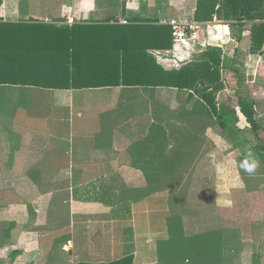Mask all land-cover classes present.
Masks as SVG:
<instances>
[{"label": "crops", "instance_id": "crops-1", "mask_svg": "<svg viewBox=\"0 0 264 264\" xmlns=\"http://www.w3.org/2000/svg\"><path fill=\"white\" fill-rule=\"evenodd\" d=\"M194 7L195 0H3L0 17L3 23L56 25L82 53L116 56L121 45L109 42L124 35L122 27L195 21ZM200 24L226 35L224 46H211L222 52L217 98L250 101L264 127V44L252 53L248 32L233 22ZM206 49H174L171 42L168 49L148 47L143 53L170 71ZM1 93L0 264H156V247H147L152 238L168 240L169 227L154 236L157 229L143 217L152 209L162 221L169 218L167 176L158 169L170 162L162 165L155 156L154 125L188 146L205 137L210 152L220 153L213 160L219 173L211 181L216 206L228 215L244 209L262 217L243 224V254L233 262L264 264V162L241 158L242 149L260 142L242 139L241 149L231 148L214 119L192 111L200 99L191 91L121 83L77 89L6 84ZM237 113L242 136L249 126ZM260 139L264 146V131ZM239 166L256 174L241 176ZM232 167L235 175L223 174ZM153 200L157 205L149 206ZM122 201L129 207L121 208Z\"/></svg>", "mask_w": 264, "mask_h": 264}, {"label": "trees", "instance_id": "trees-1", "mask_svg": "<svg viewBox=\"0 0 264 264\" xmlns=\"http://www.w3.org/2000/svg\"><path fill=\"white\" fill-rule=\"evenodd\" d=\"M2 2L0 0V10ZM193 18L198 23L214 20L233 22L241 31L248 32L249 50L252 53L260 50L264 44V0H195ZM1 20L0 17V86L77 89L118 86L121 83L124 86L152 88L153 91L156 88L191 91L200 99L192 111L205 120L214 119L235 147H240L243 142L238 110L254 140L260 142L242 149L241 158L264 162V146L260 139L264 127L256 121L254 105L243 98L228 104L216 96L221 87L220 48L208 47L198 59L179 69L164 71L143 52L148 47L170 48L171 28L168 26L132 24L122 27L124 35L109 42L114 46L121 45L118 49L121 55L118 51L113 56L82 53L74 47L70 35L56 25L3 23ZM129 32L130 36L127 34ZM89 64H96L98 69H88ZM205 141V137H201L199 155L195 152L188 164L177 162L182 159L174 155L170 164L160 169L167 173L170 221L173 217L184 226L185 232L192 234L198 233L199 228H205L202 233H208L207 226L213 227L209 233L221 231L224 224L233 219L231 214L216 206L211 181L217 170L213 160L220 159V156L211 153ZM177 153L181 156L189 154ZM246 171L239 166L241 176L256 174L251 170L250 173ZM192 198H198L199 203L193 204ZM126 260L131 263L132 257Z\"/></svg>", "mask_w": 264, "mask_h": 264}, {"label": "rangeland", "instance_id": "rangeland-1", "mask_svg": "<svg viewBox=\"0 0 264 264\" xmlns=\"http://www.w3.org/2000/svg\"><path fill=\"white\" fill-rule=\"evenodd\" d=\"M186 10H188V7H186ZM206 33H207V41H208V45L206 47H211L212 45L224 46L226 44L225 41L223 40L226 36L223 30L220 31L219 29H217L215 31L214 29L211 28L208 29L207 27ZM213 36H218V39L215 40ZM2 94L3 93H1L0 95ZM225 97L226 96L223 95V98L221 99L224 102L230 104L231 103L230 101L232 100L227 99ZM183 106L185 108V105ZM169 111H171V109ZM169 115H171L170 112ZM157 131L159 132L160 130L157 129V127L154 125L150 133L151 134L150 140L151 142L154 143L153 146H155V156L157 155L160 156L162 165L163 163L171 162V159L174 155H176L177 158L182 159L177 162L184 163V165H186L189 162H191L190 160L195 156V152L199 150V145L195 142L194 144H190L191 146H188V144H186L185 140L183 139L181 140H177V138L168 139L165 133H162L161 135ZM223 135L226 138V140L230 142L231 148H236L238 150L241 149L240 147H235V145L231 142V139L227 136V133ZM187 138L189 141H191V137H187ZM241 139H244L245 141L247 140L248 142L250 141L252 143H256V140H254V136L250 131H248L247 133L244 132V134L241 136ZM174 147H175V152H174ZM177 152H181V153L188 152L189 154L181 156ZM237 154L239 155V152ZM218 155H220L219 152ZM217 173H219L218 170H216V174ZM223 174L235 175L234 167H232L231 169H227L226 172ZM168 198H170V196ZM192 199H193V204L197 205L199 203L198 198L195 199L192 198ZM157 203L158 201L156 200L148 201L149 206L150 205L156 206ZM129 205L130 203H127L126 201H122L121 208L126 209L129 207ZM167 207L169 211V218L167 221L164 217L162 221L160 214L156 213L154 210L153 212H151L152 209L150 210L148 209V211L145 212L147 215L143 217L145 224H147L146 221L149 220L151 221L152 224L151 226L154 229H157L156 232H154L153 234L154 236L164 234L163 229L165 225H168L169 227L167 231L168 240L158 241L155 238H152L150 246L147 247V249H149L151 246L156 247L157 252L155 255L153 254V259L156 260V264H235L233 262L234 259L235 261L236 259H240V257H242L243 254L242 253L243 250H241L242 248L240 247H242V245L244 244V238H245L244 233L247 229L243 224L261 221L262 219V217H257L254 213H252L253 215H248L247 211L243 212L244 209H241V212H238L236 214H231V217L233 216L232 220L227 221L226 219L227 223L224 224L225 226L224 228L226 230L209 233L213 227L207 226L208 233H205L206 231L202 233V230H204L205 228L204 229L199 228L197 229L199 230L198 233L192 234V233L184 232L183 230L185 229L184 226L182 229L181 223L178 220L174 219L173 217L170 221L171 211L168 205V200H167ZM234 209H232V211H234ZM160 224H162V226H160ZM224 236H226V238H224ZM147 254L149 256L152 255L149 251L146 250V255ZM252 263L257 264V260H253Z\"/></svg>", "mask_w": 264, "mask_h": 264}, {"label": "built area", "instance_id": "built-area-1", "mask_svg": "<svg viewBox=\"0 0 264 264\" xmlns=\"http://www.w3.org/2000/svg\"><path fill=\"white\" fill-rule=\"evenodd\" d=\"M163 25L171 28V40L174 49L201 51L208 45L206 27L196 21L170 19Z\"/></svg>", "mask_w": 264, "mask_h": 264}]
</instances>
